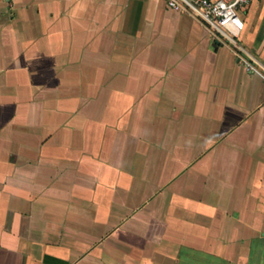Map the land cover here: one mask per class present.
Returning a JSON list of instances; mask_svg holds the SVG:
<instances>
[{
  "label": "crops",
  "instance_id": "obj_1",
  "mask_svg": "<svg viewBox=\"0 0 264 264\" xmlns=\"http://www.w3.org/2000/svg\"><path fill=\"white\" fill-rule=\"evenodd\" d=\"M239 15L0 0V264H264V1Z\"/></svg>",
  "mask_w": 264,
  "mask_h": 264
},
{
  "label": "built area",
  "instance_id": "obj_2",
  "mask_svg": "<svg viewBox=\"0 0 264 264\" xmlns=\"http://www.w3.org/2000/svg\"><path fill=\"white\" fill-rule=\"evenodd\" d=\"M258 0H168V6L176 11L190 13L208 23L214 30L229 35V25L239 31L244 28L239 11ZM264 1V0H261Z\"/></svg>",
  "mask_w": 264,
  "mask_h": 264
},
{
  "label": "bare ground",
  "instance_id": "obj_3",
  "mask_svg": "<svg viewBox=\"0 0 264 264\" xmlns=\"http://www.w3.org/2000/svg\"><path fill=\"white\" fill-rule=\"evenodd\" d=\"M229 29L234 33V34H238L239 33V31H238V29L236 28V27H234L233 25H229Z\"/></svg>",
  "mask_w": 264,
  "mask_h": 264
}]
</instances>
